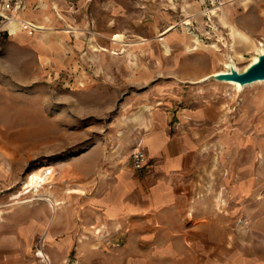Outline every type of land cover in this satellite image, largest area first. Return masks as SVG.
<instances>
[{
	"label": "rangeland",
	"instance_id": "obj_1",
	"mask_svg": "<svg viewBox=\"0 0 264 264\" xmlns=\"http://www.w3.org/2000/svg\"><path fill=\"white\" fill-rule=\"evenodd\" d=\"M227 1L0 0L6 30L0 37V264L10 258L14 264H86L92 250L113 255L131 249L127 230L113 234L99 226L91 239L102 247L50 246L37 232L38 220L52 225L54 212L40 197L67 195L63 206L71 208L77 200L70 194L86 179L69 174L38 192L24 183L42 167L90 151L103 160L109 154L132 161L136 148L146 152L143 140L158 130L154 123L162 116L172 118V133L198 143L193 189L202 205L189 213L191 224L205 225L211 238L235 231L249 244L264 239V84L239 90L213 78L226 70L229 54L239 72L261 54L235 40L218 14L222 10L229 25L264 43V0ZM218 7L217 15L210 13ZM11 20L19 24L17 35ZM175 25V32L161 36ZM117 34L125 36L123 43L112 40ZM142 39L148 42L138 44ZM155 249L135 248L142 255Z\"/></svg>",
	"mask_w": 264,
	"mask_h": 264
},
{
	"label": "crops",
	"instance_id": "obj_2",
	"mask_svg": "<svg viewBox=\"0 0 264 264\" xmlns=\"http://www.w3.org/2000/svg\"><path fill=\"white\" fill-rule=\"evenodd\" d=\"M234 27L235 40L258 48L248 33ZM235 54L243 57L236 50ZM171 121L172 118L162 116L161 121L154 123L158 130L143 140L148 161L141 171L126 156L106 154L103 160L97 151L54 166L55 183L69 174L77 179L85 178L86 182L80 189L82 195L70 194L77 200L71 208L63 206L67 195L53 197L58 204L53 211L54 224L38 220L37 232L44 233L50 246L62 248L104 246L99 240L91 239L93 228L98 226L103 231L111 229L113 234L129 232L125 246L131 249L113 255L92 250L86 255V264H149L163 260L171 264H264V239L249 244L248 239H239L235 231L223 238L218 234L211 238L205 225L191 224L189 213L202 205V194L193 189L199 148L193 140L172 133ZM67 214L68 220L63 218ZM66 221L68 226H64ZM155 231L163 237L152 238ZM83 232L91 235L89 240L80 238ZM138 247L156 249L142 255L135 250ZM14 262L10 258L3 264Z\"/></svg>",
	"mask_w": 264,
	"mask_h": 264
},
{
	"label": "bare ground",
	"instance_id": "obj_3",
	"mask_svg": "<svg viewBox=\"0 0 264 264\" xmlns=\"http://www.w3.org/2000/svg\"><path fill=\"white\" fill-rule=\"evenodd\" d=\"M225 1H227V0H225ZM229 2L230 1H232V2H238L239 0H228ZM227 1V2H228ZM223 4H225V3H222L221 5H223ZM221 7V6H220ZM220 7H218V8H216V9H214V10H212V12H210V13H212V14H214V15H217L218 14V12H217V9H220ZM224 8V7H223ZM30 11V10H29ZM31 12V11H30ZM34 12V11H33ZM34 14V13H33ZM196 14V13H195ZM204 14V13H203ZM219 15V18L221 19V21H222V23L224 24V26H226V28H229L230 30H231V33H232V37H234V39H235V27H234V25H229L228 23H227V20H225V18L227 17H225L224 18V15L222 14V10H221V13L220 14H218ZM33 16H35V15H33ZM38 16V15H37ZM216 17H218V16H216ZM31 18H33V17H31ZM191 18V17H190ZM10 22V21H9ZM29 26H32V28L34 27L35 29H39L40 31H45V30H49L50 28H47V27H45V26H38V25H36V24H34V23H31V22H26ZM10 24V25H9ZM8 25H9V29L11 30V32H12V34L13 35H17L18 34V32H19V24L18 23H16L14 20H11V22L9 23ZM191 24V21H187L186 23H184V24H182L183 26H184V28L186 29V33H187V28L185 27L186 25H190ZM46 25V24H45ZM50 25V24H49ZM177 26L178 25H175V26H171L164 34H162L161 36H166V35H168V34H170L171 32H175L177 29ZM74 27V26H73ZM34 29V30H35ZM70 30V29H69ZM74 32V31H73ZM189 34L187 33L186 34V36H188ZM101 36V35H100ZM160 36V35H159ZM124 38H125V36L123 35V34H117V36L114 38V39H112L113 41H116V43L118 44H120V43H123L124 42ZM166 38V37H165ZM165 38H163V39H160V40H163V43H164V45H166L165 46V52L168 54L169 53V51H168V49L170 48L169 46V44L168 43H166L165 42ZM97 40V39H96ZM96 42V41H95ZM148 42V40H146V39H142L141 41H139V42H137L138 44H141V45H143V44H145V43H147ZM194 42V41H193ZM96 43H98V42H96ZM126 43V42H125ZM182 43L184 44V48H185V50H186V52L188 53L190 50L189 49H191V47L188 45V43L185 41V39L182 41ZM195 44V43H194ZM196 45H199L198 43H196ZM263 46H264V43L263 42H259V44H258V48H257V52H259V53H263L264 52V49H263ZM95 50L96 51H101V52H109V50L107 49V48H103V47H96L95 48ZM234 52H235V50H234ZM113 54H115V55H119V53L118 52H113ZM258 61V56L257 55H254V57H253V62H251V64H253V63H255V62H257ZM232 65L236 68V69H238V71L240 70L239 68H238V63H237V60H236V58L232 55V54H229V60L228 61H226L225 62V68H226V70L229 68H231L232 67ZM248 68V67H247ZM226 70L224 71V72H218V73H216L215 75H213V77L214 76H217L218 74H221V73H227L226 72ZM246 70V69H245ZM221 82V81H220ZM198 83V82H197ZM224 83H226V84H229V85H232V86H235L236 87V89H239V90H243V86L240 84V83H238V82H233V81H224ZM256 84H264V81H259V82H256ZM123 112V111H122ZM113 128V127H112ZM111 132V131H110ZM44 166V165H43ZM47 166V165H46ZM56 180H57V178H56V176H55V167L53 166V167H42L38 172H35V173H33L31 176H29L28 178H27V181L24 183V186H25V188L27 189H30V190H36V192H38L39 190H40V188L42 187V186H44V185H48V184H51V183H55L56 182ZM27 189V190H28ZM27 193V192H26ZM17 198H20L19 196H15V199H17ZM40 199L42 200V201H44V202H46V203H48V204H50L51 205V207H52V209H53V211L56 209V206L58 205L57 203H56V201L54 200V198H52V195H49V194H47V195H42L41 197H40ZM24 202V201H23ZM25 203V202H24ZM22 204V203H21ZM41 256H43L44 258L46 257L45 256V254L44 253H41ZM49 264V263H48Z\"/></svg>",
	"mask_w": 264,
	"mask_h": 264
},
{
	"label": "water",
	"instance_id": "obj_4",
	"mask_svg": "<svg viewBox=\"0 0 264 264\" xmlns=\"http://www.w3.org/2000/svg\"><path fill=\"white\" fill-rule=\"evenodd\" d=\"M218 80L238 82L242 86L264 81V52L258 55V61L239 72L233 65L227 73L214 76Z\"/></svg>",
	"mask_w": 264,
	"mask_h": 264
},
{
	"label": "built area",
	"instance_id": "obj_5",
	"mask_svg": "<svg viewBox=\"0 0 264 264\" xmlns=\"http://www.w3.org/2000/svg\"><path fill=\"white\" fill-rule=\"evenodd\" d=\"M5 31H6L5 28L0 24V37L3 35ZM131 157H132L133 167L136 170H142L147 165V161H148L147 154L142 147L136 148L132 153Z\"/></svg>",
	"mask_w": 264,
	"mask_h": 264
}]
</instances>
